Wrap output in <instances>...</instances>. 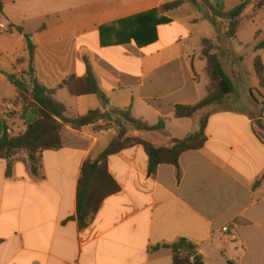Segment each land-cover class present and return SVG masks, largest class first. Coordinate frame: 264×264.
I'll use <instances>...</instances> for the list:
<instances>
[{"label":"crops","instance_id":"1","mask_svg":"<svg viewBox=\"0 0 264 264\" xmlns=\"http://www.w3.org/2000/svg\"><path fill=\"white\" fill-rule=\"evenodd\" d=\"M174 1L0 0V137L4 129L23 131L34 118L6 78L30 84L29 55L17 28L35 47L34 78L54 92L66 118L104 112L96 96H72L63 86L70 77L85 76L86 60L107 99L105 110L129 111L149 127L164 122L158 132L123 124L126 137L169 147L197 132L201 114L176 120L174 110L208 94L202 41L232 52L231 43L238 40L242 48L241 33H247L264 74V0H208L222 13L245 3L229 43L219 41L199 1L183 0L174 11L145 16ZM160 18L168 23L153 27V42L138 46L129 37L149 38ZM257 87L258 102L248 103L249 91L239 95L247 110L211 113L205 144L181 154L177 167L160 165L148 176L140 145L110 156L107 170L119 191L102 202L83 230L73 220L81 169L111 146L117 126H65L61 148L41 152L37 177L22 152L10 159L9 175L0 160V264H173L164 246L179 239L196 245L204 264H264V144L253 134L254 122L264 123V90Z\"/></svg>","mask_w":264,"mask_h":264},{"label":"trees","instance_id":"2","mask_svg":"<svg viewBox=\"0 0 264 264\" xmlns=\"http://www.w3.org/2000/svg\"><path fill=\"white\" fill-rule=\"evenodd\" d=\"M199 1V10L204 11V19H209L212 26L218 34L221 43H229L236 38V31L241 14L245 8V3H241L234 10L222 13L210 5L208 0ZM183 4V0L168 2L163 4L159 10L151 12L145 16H155L178 9ZM141 16L139 18H142ZM208 17V18H207ZM119 22L120 26L124 23ZM168 23L165 18L155 19L152 24V34L143 41H138L136 36L130 35L138 46L151 43L155 40L154 28L157 25ZM222 23V24H221ZM17 32L22 34L25 39L27 52L29 55V70L26 74L29 80V86L22 78L10 75L7 80L19 92L18 103H21L26 110H31L34 114L32 121L28 122L25 129L17 131L14 135H8L6 129L0 137V160L7 162V175H9V161L17 153L26 155V162L30 174L37 177L40 171L39 156L44 151H56L61 148V132L65 126L74 130H79L88 125H95L99 122L104 123L103 128H107L109 123H113L119 129L116 140L101 153L95 160L87 161L83 164L80 177L76 187V206L73 220L77 223L78 229H85L96 216L102 202L109 196L119 191L118 185L110 177L107 170V159L119 153L126 147L140 145L148 159L147 174L152 177L155 175L158 166L172 165L177 167L179 156L188 151L199 150L206 141L204 134L207 119L210 112L207 110L213 104L232 95L235 86L225 75L219 57L216 55L218 49L210 41H202L201 58L206 62V72L211 83L213 91L208 89L207 96L199 103L192 106H177L174 110L176 120L190 119L195 114H201L199 129L197 132L185 137L182 140H172L169 147H155L145 141L137 138L126 137V131L122 125H130L135 130L141 132H158L164 130L162 120L149 127L145 124L131 119L129 111H120L116 109H107L108 102L102 94L92 68L85 60L86 73L81 79L70 77L63 83L72 96L94 95L98 98L104 112L100 110L88 112L85 116L68 119L65 117V108L53 99L54 92L46 89L33 76L32 61L35 47L30 37L23 34L22 30L17 28ZM117 43V42H116ZM101 44L104 41L101 40ZM257 46L255 49L260 48ZM253 70L255 72L258 85L264 90V74L261 63L258 58L253 61ZM253 134L264 144V123L260 120L254 122ZM264 180V175L262 176ZM169 250L172 256L173 264H204L202 257L197 254L196 245L185 239H179L176 242L164 246Z\"/></svg>","mask_w":264,"mask_h":264},{"label":"rangeland","instance_id":"3","mask_svg":"<svg viewBox=\"0 0 264 264\" xmlns=\"http://www.w3.org/2000/svg\"><path fill=\"white\" fill-rule=\"evenodd\" d=\"M245 22L243 25L244 27L246 26ZM241 32H243V30H241ZM241 39L244 41V45L242 48L237 45L238 40H235L234 43H231L232 52L228 50L227 45L217 49V51L215 52L219 57L225 75L229 78L232 84H234L235 89L232 95L224 98L223 100L213 104L210 108H208V113L223 110H232L235 107L247 110L248 106L242 105L240 103L239 95L244 93L245 96H247L246 93L248 91L251 95L249 98H247L249 104H253V100L257 101L260 98L256 93V90H258L257 86L259 85L255 72L253 70V61L255 58V54L252 46L249 43H246L247 41H249L248 34L245 32L241 33ZM209 82L210 85L208 89L213 91L214 85L210 80ZM201 119L202 115L200 120Z\"/></svg>","mask_w":264,"mask_h":264},{"label":"built area","instance_id":"4","mask_svg":"<svg viewBox=\"0 0 264 264\" xmlns=\"http://www.w3.org/2000/svg\"><path fill=\"white\" fill-rule=\"evenodd\" d=\"M3 27H4L3 25L0 26V28H2V29H3ZM2 108H3V106L1 105V106H0V112H2V111H1ZM7 134H8V135H11V136L13 135L12 132H7ZM222 231H223V232H226V229H223Z\"/></svg>","mask_w":264,"mask_h":264}]
</instances>
